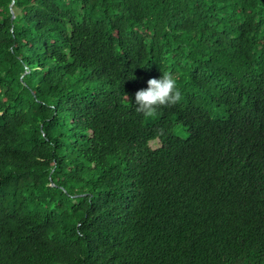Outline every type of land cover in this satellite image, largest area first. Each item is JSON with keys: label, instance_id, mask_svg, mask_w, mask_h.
<instances>
[{"label": "trees", "instance_id": "trees-1", "mask_svg": "<svg viewBox=\"0 0 264 264\" xmlns=\"http://www.w3.org/2000/svg\"><path fill=\"white\" fill-rule=\"evenodd\" d=\"M0 264H264V0H0Z\"/></svg>", "mask_w": 264, "mask_h": 264}, {"label": "clouds", "instance_id": "clouds-1", "mask_svg": "<svg viewBox=\"0 0 264 264\" xmlns=\"http://www.w3.org/2000/svg\"><path fill=\"white\" fill-rule=\"evenodd\" d=\"M181 92L176 80L169 73H162L160 78L147 81V87L135 93L134 105L137 112L152 117L162 107H171L180 103Z\"/></svg>", "mask_w": 264, "mask_h": 264}, {"label": "rangeland", "instance_id": "rangeland-1", "mask_svg": "<svg viewBox=\"0 0 264 264\" xmlns=\"http://www.w3.org/2000/svg\"><path fill=\"white\" fill-rule=\"evenodd\" d=\"M175 134L181 138L186 137V133L181 128H178V127L175 128ZM151 146L156 148V147H158V144L153 143V144H151Z\"/></svg>", "mask_w": 264, "mask_h": 264}, {"label": "water", "instance_id": "water-1", "mask_svg": "<svg viewBox=\"0 0 264 264\" xmlns=\"http://www.w3.org/2000/svg\"><path fill=\"white\" fill-rule=\"evenodd\" d=\"M11 6H12V4H11ZM10 12H11L12 18H13L14 17L13 10H10Z\"/></svg>", "mask_w": 264, "mask_h": 264}]
</instances>
